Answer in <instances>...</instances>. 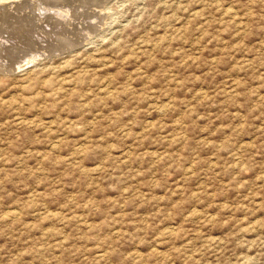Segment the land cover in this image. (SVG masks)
<instances>
[{"label":"rangeland","instance_id":"1","mask_svg":"<svg viewBox=\"0 0 264 264\" xmlns=\"http://www.w3.org/2000/svg\"><path fill=\"white\" fill-rule=\"evenodd\" d=\"M0 50V264H264V0H0Z\"/></svg>","mask_w":264,"mask_h":264},{"label":"bare ground","instance_id":"2","mask_svg":"<svg viewBox=\"0 0 264 264\" xmlns=\"http://www.w3.org/2000/svg\"><path fill=\"white\" fill-rule=\"evenodd\" d=\"M38 1H39V0H38ZM5 2H6V1H5ZM14 2H15V1H14ZM62 2H63V1H62ZM8 3H9V1H8ZM83 4H84V3H83ZM107 4H108V3H107ZM84 5H85V4H84ZM89 5H90V4H89ZM59 6H60V5H59ZM70 6H71V5H70ZM48 7H49V6H48ZM48 7H47V8H48ZM61 7H62V6H61ZM63 7H64V6H63ZM81 7H82V6H81ZM4 8H5V7H4ZM40 8H41V7H40ZM42 8H43V9H46L45 6H43ZM18 9H19V8H18ZM51 9H52V7H51ZM53 9H56V8H53ZM65 10H66V9H65ZM77 10H78V9H77ZM45 11H46V10H45ZM49 11H51V10H49ZM54 11H55V10H54ZM57 11H58V10H57ZM61 11H62V10H61ZM67 11H68V10H67ZM27 12H28V11H27ZM62 12H63V11H62ZM62 12H61V13H62ZM65 12H66V11H65ZM106 12H107V11H106ZM14 13H15V12H14ZM43 13H44V12H43ZM47 13H48V12H47ZM53 13H54V12H53ZM58 13H59V12H58ZM63 13H64V12H63ZM102 13H103V12H102ZM54 14H55V13H54ZM69 14H70V13H69ZM69 14H68V15H69ZM6 15H7V14H6ZM16 15H17V14H16ZM65 15H66V14H65ZM39 16H40V15H39ZM42 16H43V14H42ZM49 16H50V15H49ZM51 16H52V15H51ZM63 16H64V15H63ZM63 16H62V17H63ZM71 16H72V15H71ZM71 16H70V17H71ZM43 17H44V16H43ZM56 17H57V16H56ZM67 17H68V16H67ZM99 17H100V16H99ZM37 18H38V16H37ZM46 18H47V16H46ZM57 18H58V17H57ZM59 18H60V17H59ZM71 18H72V17H71ZM86 18H87V17H86ZM15 19H16V18H15ZM35 19H36V18H35ZM61 19H62V18H61ZM87 19H88V18H87ZM57 20H58V19H57ZM68 20H69V19H68ZM71 20H72V19H71ZM71 20H70V21H71ZM72 21H74V20H72ZM72 21H71V22H72ZM81 21H82V20H81ZM13 22H14V21H13ZM59 22H60V21H59ZM98 22H99V21H98ZM36 23H37V22H36ZM46 23H47V22H46ZM61 23H62V22H61ZM84 23H85V22H84ZM94 23H95V22H94ZM101 23H102V22H101ZM10 24H11V23H10ZM88 24H89V23H88ZM95 24H96V23H95ZM27 25H28V24H27ZM93 25H94V24H93ZM105 25H106V24H105ZM48 26H49V25H48ZM52 27H53V26H52ZM95 28H96V27H95ZM10 29H11V28H10ZM66 29H67V28H66ZM77 29H78V28H77ZM76 32H77V31H76ZM18 33H19V32H18ZM51 33H52V32H51ZM36 34H37V33H36ZM77 34H78V33H77ZM86 34H87V33H86ZM56 36H57V35H56ZM2 37H3V36H2ZM48 37H49V36H48ZM87 38H88V37H87ZM1 39H2V38H1ZM7 40H8V37H7ZM22 40H23V39H22ZM47 41H48V40H47ZM22 42H23V41H22ZM60 42H61V41H60ZM78 44H79V43H78ZM2 45H3V43H2ZM65 45H66V44H65ZM67 45H68V44H67ZM49 46H50V45H49ZM75 46H76V45H75ZM3 49H4V48H3ZM14 49H15V48H14ZM16 49H17V48H16ZM16 49H15L14 51H16ZM17 50H18V52H19V49H17ZM20 51H21V50H20ZM0 52H1V50H0ZM13 53H14V52H13ZM32 58H34V57H32ZM32 58H31V57H28V59H32ZM32 60H33V59H32ZM32 60H28V61H26V63L29 62V61H32ZM0 63H1V62H0ZM17 66H18V65H17ZM18 70H19V69H18Z\"/></svg>","mask_w":264,"mask_h":264}]
</instances>
